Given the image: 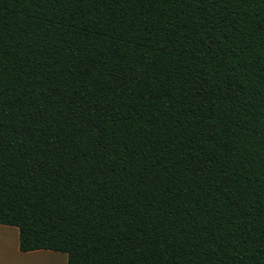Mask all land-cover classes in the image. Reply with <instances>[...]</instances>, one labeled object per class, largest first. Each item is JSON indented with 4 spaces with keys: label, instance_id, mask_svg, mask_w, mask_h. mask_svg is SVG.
<instances>
[{
    "label": "trees",
    "instance_id": "trees-1",
    "mask_svg": "<svg viewBox=\"0 0 264 264\" xmlns=\"http://www.w3.org/2000/svg\"><path fill=\"white\" fill-rule=\"evenodd\" d=\"M0 225L67 264H264V0H0Z\"/></svg>",
    "mask_w": 264,
    "mask_h": 264
},
{
    "label": "crops",
    "instance_id": "crops-1",
    "mask_svg": "<svg viewBox=\"0 0 264 264\" xmlns=\"http://www.w3.org/2000/svg\"><path fill=\"white\" fill-rule=\"evenodd\" d=\"M19 229L0 225V264H67L65 253L50 250L22 252Z\"/></svg>",
    "mask_w": 264,
    "mask_h": 264
}]
</instances>
